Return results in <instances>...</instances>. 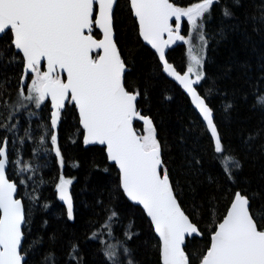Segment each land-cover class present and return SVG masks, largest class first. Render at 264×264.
Returning a JSON list of instances; mask_svg holds the SVG:
<instances>
[{"label": "trees", "instance_id": "16d2710c", "mask_svg": "<svg viewBox=\"0 0 264 264\" xmlns=\"http://www.w3.org/2000/svg\"><path fill=\"white\" fill-rule=\"evenodd\" d=\"M171 2L186 8L200 0ZM224 6H229L232 16L223 15ZM205 16L204 79L196 87L214 112L226 152L239 162L231 179L222 170L213 139L189 98L165 76L157 55L140 39L129 1L119 0L114 13L116 44L127 65L126 86L141 92L138 106L157 128L176 197L203 232L190 241V250L198 256L206 251L214 225L222 220L237 191L248 196L250 206L260 213L258 225H264V106L256 104L257 95H264V0L238 4L221 0ZM182 30L185 36L187 23ZM93 34L100 37L98 30ZM168 58L180 72L187 70L184 43L171 49ZM22 71V59L0 63V123L8 125L0 128V140H8V177L17 184L18 198L25 205L22 252L28 264H47L50 255L56 264H69L67 255L74 245L80 264H110L105 250L114 245L119 251L124 243L134 264H162L159 239L142 209L120 187V173L104 147L84 145L75 106L66 103L56 131L62 167L50 142V102L40 109L35 105L18 109ZM134 125L142 131V124ZM24 167L34 171L21 172ZM60 176L72 180V220L57 196ZM112 212L117 215L109 221ZM106 222L113 236L91 239ZM129 231L135 233L131 240L125 235Z\"/></svg>", "mask_w": 264, "mask_h": 264}, {"label": "snow or ice", "instance_id": "6c2138e0", "mask_svg": "<svg viewBox=\"0 0 264 264\" xmlns=\"http://www.w3.org/2000/svg\"><path fill=\"white\" fill-rule=\"evenodd\" d=\"M233 2L238 4L239 0ZM220 3L221 0H200L184 8L171 0H130V7L138 20L140 36L159 54L163 71L190 94L206 122L222 170L231 179L239 162L226 152L213 110L194 87L204 79L205 14ZM115 7L117 0H0V63L22 59L20 105L26 107L23 102L27 101L40 109L50 100L54 109L50 115V142L61 167L64 161L56 130L65 103L75 106L85 133L84 145L104 146L108 160L119 169L123 192L150 217L161 241L162 264H264V225H258L256 219L260 213L239 191L234 193L222 220L214 225L204 254L198 256L190 250L191 238L203 236V232L178 202L162 159L157 128L138 106L141 92L126 86L127 65L114 39ZM222 11L225 17L233 15L229 6ZM182 18L187 19L200 41L198 52L194 47L188 49L190 60L184 74L177 72L165 56V49L176 41L194 44L192 36L180 34ZM97 29L102 38L94 36ZM25 82H30L27 87ZM256 104L264 106V95H257ZM135 121L142 122V131L134 126ZM0 128L8 125L0 123ZM7 146V138L0 140V264H28L22 252L25 205L17 198V184L6 175ZM20 171L34 169L24 167ZM71 184V179L60 176L56 185L59 199L67 205L69 220L74 219ZM116 215L112 212L108 220ZM101 234L113 236L109 222L90 238L97 239ZM125 235L131 240L135 233ZM116 248L109 245L104 252L110 264H134L126 243L119 246V251ZM67 260L69 264H80L77 246L69 249ZM46 261L56 264L51 255Z\"/></svg>", "mask_w": 264, "mask_h": 264}, {"label": "water", "instance_id": "95a60500", "mask_svg": "<svg viewBox=\"0 0 264 264\" xmlns=\"http://www.w3.org/2000/svg\"><path fill=\"white\" fill-rule=\"evenodd\" d=\"M119 0H117V2H118ZM129 1V3H130V0H128ZM116 8V7H115ZM115 8H114V13H115ZM131 8V7H130ZM132 10V9H131ZM132 13H133V11H132ZM133 15H134V13H133ZM135 17V16H134ZM135 19H136V22H137V25H138V32H139V24H138V20H137V18L135 17ZM187 21V19L186 18H182L181 19V22H180V28H183V26H184V24H185V22ZM172 23V25H173V27H174V24L176 23L175 22V20L173 19V21L171 22ZM113 28H114V19H113ZM98 30V29H97ZM99 31V30H98ZM181 35H183L182 33H180ZM139 36H140V34H139ZM100 38H102V34H100ZM114 39H115V41H116V36H115V28H114ZM140 39L142 40V42L147 46V47H149L156 55H157V57H158V59H159V54L155 51V49H153L152 47H151V45H149L146 41H144L143 40V38L140 36ZM164 39H167V34H165V36H164ZM184 42L183 41H176L175 43H173V44H170L166 49H165V56H166V59L168 60V62L170 63V64H172L173 66H174V68L176 69V71L177 72H179V73H181V74H184V73H186V71H184V72H180L179 70H177V68L175 67V65L172 63V62H170V60H169V58H168V53H169V51L171 50V49H173V48H175V47H177V46H179V45H181V44H183ZM160 61V60H159ZM160 64H161V66H162V71H163V64H162V62L160 61ZM163 73L165 74V76L169 79V80H171V81H173L177 86H179L180 88H181V90L186 94V96L189 98V100H190V102H191V104H192V106H193V108L197 111V113L200 115V117H201V119H202V121L205 123V125H206V122L203 120V118H202V115L200 114V112H199V110L195 107V104H194V102H193V100H192V98H191V96H190V94L183 88V86L182 85H180L179 84V82L178 81H176L173 77H171V76H169L166 72H164L163 71ZM125 75H126V73H125ZM193 78V77H192ZM27 85V82H25V86ZM197 85H194V87L197 89V87H196ZM197 92H198V94L199 95H201L200 94V92L198 91V89H197ZM202 96V95H201ZM203 97V96H202ZM204 98V97H203ZM205 99V98H204ZM49 102H50V100H48ZM206 101V100H205ZM67 103V102H66ZM66 103H65V107H66ZM206 103H207V101H206ZM208 104V103H207ZM50 105H51V102H50ZM51 109H52V111H54V109L51 107ZM65 109V108H64ZM63 109V110H64ZM62 110V111H63ZM77 112H78V110H77ZM78 116H79V114H78ZM213 118H214V122H215V115H214V112H213ZM135 122H138V123H140V124H142V122H140V121H135ZM134 122V123H135ZM135 126V125H134ZM143 126V125H142ZM82 127V126H81ZM218 129V128H217ZM57 131V130H56ZM209 132V131H208ZM219 132V131H218ZM85 134V133H84ZM210 134V133H209ZM83 137H84V135H83ZM88 146H101V145H87V147ZM102 147H104V146H102ZM7 152H8V146H7ZM105 153H106V151H105ZM162 154V153H161ZM106 155H107V153H106ZM109 162L110 163H112V164H114L112 161H110L109 160ZM115 165V164H114ZM117 169H118V167H116ZM118 171H119V169H118ZM6 175H7V177H8V166H7V168H6ZM8 179H9V177H8ZM10 180V179H9ZM171 180V179H170ZM10 181H12V180H10ZM12 182H14V181H12ZM175 192V191H174ZM69 193H70V195H71V197H72V194H71V185L69 186ZM242 194V193H241ZM126 195V194H125ZM176 195V194H175ZM57 196H58V199H59V193H58V191H57ZM127 197V196H126ZM17 198H18V187H17ZM128 198V197H127ZM19 199H21V198H19ZM22 200V199H21ZM129 200V199H128ZM59 201H60V203L65 207V209H66V211H67V205L65 204V202H63V201H61L60 199H59ZM133 205H135V206H138V207H140L141 209H142V211L144 212V214L146 215V217L148 218V220L150 221V223H151V219H150V217H148L147 216V214H146V212L144 211V209H143V207L141 206V205H138V204H136V203H134V202H132L131 200H129ZM72 202H73V199H72ZM178 202H179V200H178ZM230 207V206H229ZM182 208V207H181ZM182 210H183V208H182ZM184 211V210H183ZM185 212V211H184ZM73 215H74V203H73ZM151 225H152V227H153V230H154V226H153V224L151 223ZM154 233H155V235H156V237L159 239V242H160V247H161V241H160V238H159V236H158V234L155 232V230H154ZM194 237H200V236H193L191 239H193ZM23 242H24V240L22 241V245H23ZM161 257V256H160ZM161 263H162V260H161Z\"/></svg>", "mask_w": 264, "mask_h": 264}, {"label": "rangeland", "instance_id": "374dc122", "mask_svg": "<svg viewBox=\"0 0 264 264\" xmlns=\"http://www.w3.org/2000/svg\"><path fill=\"white\" fill-rule=\"evenodd\" d=\"M186 23H187V31H186L185 37L192 36V37L194 38V44H186V43L184 42V46H185V48H186V53H187L188 64H189L190 57H189V54H188V49H189V47H194V48H195V51L198 52V51H199V48H200V41H199V36H198V34H196V33H194V32L192 31L190 25L188 24V21H186ZM204 26H205V20H204V22H203V29H202V31H203L204 36H206V34L204 33ZM180 33L183 34V30H182V29H180ZM205 38H206V37H205ZM206 46H207V44H206ZM205 55H206V47L204 48V60H205ZM202 70H203V69H202ZM193 78H194V77H193ZM29 83H30V82H27V86H28ZM23 103H24L25 105H27V106L24 107V106H21L20 103H18V104H17L18 109H21V108H28V107H31L32 105H34V104L29 103V102H27V101H24Z\"/></svg>", "mask_w": 264, "mask_h": 264}, {"label": "flooded vegetation", "instance_id": "af4514ba", "mask_svg": "<svg viewBox=\"0 0 264 264\" xmlns=\"http://www.w3.org/2000/svg\"><path fill=\"white\" fill-rule=\"evenodd\" d=\"M98 39L100 38V37H97ZM94 55H95V53H94Z\"/></svg>", "mask_w": 264, "mask_h": 264}]
</instances>
